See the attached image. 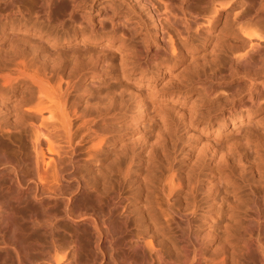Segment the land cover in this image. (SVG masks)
Instances as JSON below:
<instances>
[{
    "label": "bare ground",
    "instance_id": "6f19581e",
    "mask_svg": "<svg viewBox=\"0 0 264 264\" xmlns=\"http://www.w3.org/2000/svg\"><path fill=\"white\" fill-rule=\"evenodd\" d=\"M37 1L39 14H45L47 25L39 22L44 15L41 18L36 15L40 19L36 18L33 26L18 18L22 12H19L22 1L4 0L0 7V49H12L9 52L0 50V264H101L108 256L109 264H249L235 256L230 244L217 258L207 256L202 248L191 251L188 244L178 243L177 235L168 240L172 231L190 227L193 217L187 210L172 204L170 196L178 185L173 173L166 178V183L159 186L163 202L159 194V198L152 199L150 208L144 205V209L139 207L136 198H132L136 195L126 197L121 185L117 189L105 185L99 190L77 176L83 164L94 163L106 146L116 143V137L106 134L104 127L105 117L111 109L103 102L93 104L85 94L83 100L75 96L78 80L88 81L86 74L78 73L74 67L69 69L66 64L55 62L47 55L41 56L37 49L45 48L31 46L33 42L28 46L25 42L24 45L12 42L13 45L5 47L4 39L9 36L19 38L12 33L21 31L23 27L25 32L34 27L39 37L47 36L52 45L63 43L58 34L51 31L56 19L52 17V11L58 8L57 0ZM194 1L133 0L148 4L152 10L159 3L167 16L182 14V26L176 29L175 35L179 36L184 46L189 44L192 35L205 32L210 36L219 30L221 23L228 27L225 33L228 31L234 40L230 49L222 51L221 60L225 61L226 74H230L236 85L233 87L235 90L232 88L224 92L226 103L221 105L220 115L223 123L227 115L232 120L233 132L243 123L249 124L258 110L264 108V34L255 32L257 27L264 28V0H238L233 3L200 0L198 13L184 6ZM78 5V0H69L61 15L74 23ZM115 12V19L119 21L123 12ZM128 16L119 23L125 24ZM81 17L83 19L84 16ZM61 22L60 26L63 25ZM78 27L79 30L74 32L75 39L81 34L82 44L97 43L96 38L91 39L96 37L94 28L81 30L82 24ZM155 29L157 33L160 30L158 19ZM175 35L169 34L168 44L170 52L177 57L178 51L183 53L189 49L176 48ZM47 41L43 46H47ZM49 48L53 49V46ZM167 71L171 72L167 69L163 73ZM194 81L200 85L199 91L203 95L210 98L217 95L216 102L224 97L217 94L213 86H207L204 79ZM245 81L250 82L247 93L236 94L235 91ZM148 85L152 99H167L169 96L170 101L178 100L168 93H160L156 86ZM141 103L140 100V114L144 113ZM156 104L157 116L163 127L169 120L167 107L180 115L190 128L205 124L203 128L206 129L217 119L219 121V115L214 114L216 112H207L199 117L194 107L186 109L172 103ZM218 129L217 135L220 134ZM16 137L20 146L12 152L9 143L17 142L13 139ZM244 140L249 145L248 135ZM210 150L216 155L214 147ZM252 155L253 160L240 158L239 162L232 163V168L242 174L256 162L255 158L262 159L257 151ZM84 156L89 160H84ZM253 197L256 198L255 193ZM63 220L70 225L71 230H68L73 232L66 230L64 235L59 232ZM36 228L41 230L35 232ZM244 248L248 252L256 251L264 261V226H259L256 233L250 235ZM82 254L85 255L83 259L79 258Z\"/></svg>",
    "mask_w": 264,
    "mask_h": 264
},
{
    "label": "rangeland",
    "instance_id": "374dc122",
    "mask_svg": "<svg viewBox=\"0 0 264 264\" xmlns=\"http://www.w3.org/2000/svg\"><path fill=\"white\" fill-rule=\"evenodd\" d=\"M14 1H22L19 4V12H22L18 18L33 26L40 11L38 1ZM68 1L57 0L58 8L52 11V17L56 19L52 22L54 28L51 31L52 34H58L57 37L63 42L61 45H52L53 42L47 36L39 37L34 27L26 32L23 27L21 31L12 33L19 38L6 37L4 44L9 47L13 43L24 45L25 42L28 46L33 42L31 46L45 48L37 49L41 56L47 55L55 62L66 64L69 69L74 67L78 73L86 74L88 81L78 80L75 96L83 100L85 94L93 104L103 102L105 107L111 109L105 117L104 127L106 134L116 137V143L106 146L94 163L83 164L77 171V176L84 178L90 187L96 186L99 190L105 185L110 189H117L121 185L126 197L136 195L131 196L144 209V205L150 208L155 197H160V184L166 183V178L173 173L178 185L170 196L172 204L187 210L193 217L190 227L172 231L168 240L177 235L178 243L188 244L191 251L202 248L207 256L217 258L226 251L227 244H230L238 259L249 264H264L256 251L248 252L244 248L250 235L255 234L259 226H264V108L257 109L258 112L249 124L245 122L233 132L232 120L228 115L224 123L221 119L220 107L226 103L224 92L232 90L236 85L230 74H226L228 71L225 69V61L221 60L222 51L230 49L234 40L228 31L225 33L228 27L221 23L218 27L221 32L217 30L212 36L205 32L192 35L189 44L184 46L179 36L175 35L176 29L182 26L183 15L179 13L167 16L159 3L152 10L148 4H139L133 0H78L73 23L61 15ZM222 1L233 3L238 0ZM2 2L0 7L4 3ZM184 6L198 13L201 2L195 0ZM117 10L123 12L119 21L115 19ZM40 14L39 17H44H38L41 20L39 22L47 25L45 14ZM127 15L128 21L123 25L119 23L127 19ZM81 16H84L83 19ZM156 19L160 22L158 33L155 29ZM60 22L63 25L60 26ZM78 24H82L81 30L94 28L96 37L91 39L96 38L97 43L82 44L81 34L75 39L74 32L79 30ZM255 32L264 34V28L257 27ZM169 34L175 35L176 48L189 50H185L184 54L178 51L177 57L172 54L168 44ZM22 37H25V41ZM46 41L48 47L43 46ZM167 69L171 72L163 73ZM197 78L204 79L207 86H213L217 94L224 97L216 102L217 95H212L213 98L203 95L199 91L200 85L194 81ZM248 83L250 84L245 81L241 84L235 93H247L250 88ZM148 84L156 86L160 93L177 97L179 101H170L169 96L167 99H152ZM140 100L143 105L142 114L139 112ZM156 102H164L165 105L172 103L178 108H197L199 117L207 112H216L214 114L219 115V121L217 119L206 129L203 128L205 124L190 128L180 115L166 106L169 120L163 127L157 116ZM192 102L195 104L192 105ZM217 129L220 136L217 135ZM245 135L250 138L249 145L245 144ZM13 139L17 142L9 143L13 148L12 152L20 146L19 138ZM210 147H214L216 155L211 152ZM256 151L262 159L255 158L256 162L242 174L232 168V163L239 162L240 158L248 157L253 160L252 154ZM83 159L89 160L86 156ZM161 196L160 201L163 202V195ZM65 222H60L62 231L60 228L59 232L62 235L67 231L73 232ZM40 230L36 228L35 232ZM91 246L90 249L87 247L89 253ZM82 255L79 258L83 259L85 255ZM108 258L109 256L101 264H109Z\"/></svg>",
    "mask_w": 264,
    "mask_h": 264
}]
</instances>
